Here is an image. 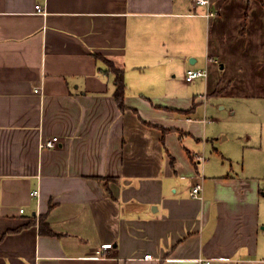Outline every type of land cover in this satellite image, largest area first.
<instances>
[{"label":"crops","instance_id":"crops-1","mask_svg":"<svg viewBox=\"0 0 264 264\" xmlns=\"http://www.w3.org/2000/svg\"><path fill=\"white\" fill-rule=\"evenodd\" d=\"M211 96L246 170L194 157ZM200 258L264 264V0H0V264Z\"/></svg>","mask_w":264,"mask_h":264},{"label":"rangeland","instance_id":"rangeland-1","mask_svg":"<svg viewBox=\"0 0 264 264\" xmlns=\"http://www.w3.org/2000/svg\"><path fill=\"white\" fill-rule=\"evenodd\" d=\"M225 103L224 99H221L219 96H211L208 102L204 103L208 108L206 117L210 120L208 123L211 128L210 132L218 134L216 138L218 142L214 141L212 143L214 139L211 140L207 146V151L198 152V154L205 157L202 163H207L211 160V163L217 162L226 166L228 165L229 168L231 167L234 171L242 170L243 168L246 170L248 166L244 165H246V163L248 164L249 160L246 153H244L242 145H239V135L241 133L239 118L232 115L230 112V104ZM204 107L205 105H202L200 108L202 113L205 110ZM213 119L214 121H212ZM228 134L230 135L229 138H227ZM216 147L218 150H215ZM225 151L232 156L225 154ZM223 154L226 157H224Z\"/></svg>","mask_w":264,"mask_h":264},{"label":"built area","instance_id":"built-area-1","mask_svg":"<svg viewBox=\"0 0 264 264\" xmlns=\"http://www.w3.org/2000/svg\"><path fill=\"white\" fill-rule=\"evenodd\" d=\"M197 3L202 4V5H210V0H196ZM36 10L37 11H42L43 6L40 4L36 5ZM216 12L215 11H209L207 15H214ZM207 76V69L206 68H190L186 72V80L191 81L197 77H205ZM59 138L57 136H53L52 138L48 140H42L40 142L41 147H54L58 144ZM194 157L197 161L202 162V160L205 159L203 155H200L198 153L194 154ZM203 184L201 181L196 182L192 185L191 188V196L195 198H202L203 197ZM32 195L39 197L40 195V190L39 188L34 189L31 192ZM21 211H24V208H21ZM199 261H202L205 264H210L211 260L210 259H202L200 258Z\"/></svg>","mask_w":264,"mask_h":264},{"label":"trees","instance_id":"trees-1","mask_svg":"<svg viewBox=\"0 0 264 264\" xmlns=\"http://www.w3.org/2000/svg\"><path fill=\"white\" fill-rule=\"evenodd\" d=\"M112 69L115 73V80H116V90H115V98L118 103V105L121 107V109H124L126 107L124 102L125 92H126V82L124 78L123 71L120 70L117 67H113Z\"/></svg>","mask_w":264,"mask_h":264},{"label":"water","instance_id":"water-1","mask_svg":"<svg viewBox=\"0 0 264 264\" xmlns=\"http://www.w3.org/2000/svg\"><path fill=\"white\" fill-rule=\"evenodd\" d=\"M190 61L192 62V59Z\"/></svg>","mask_w":264,"mask_h":264}]
</instances>
